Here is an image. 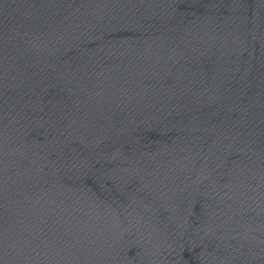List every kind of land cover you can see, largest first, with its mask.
Returning <instances> with one entry per match:
<instances>
[{
	"label": "water",
	"instance_id": "1",
	"mask_svg": "<svg viewBox=\"0 0 264 264\" xmlns=\"http://www.w3.org/2000/svg\"><path fill=\"white\" fill-rule=\"evenodd\" d=\"M0 264H264L243 0H0Z\"/></svg>",
	"mask_w": 264,
	"mask_h": 264
}]
</instances>
